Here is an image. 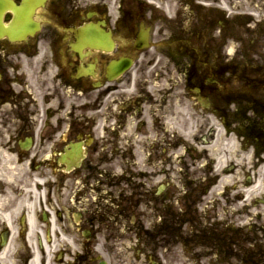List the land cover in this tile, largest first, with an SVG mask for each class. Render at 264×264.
Listing matches in <instances>:
<instances>
[{
	"label": "flooded vegetation",
	"instance_id": "flooded-vegetation-1",
	"mask_svg": "<svg viewBox=\"0 0 264 264\" xmlns=\"http://www.w3.org/2000/svg\"><path fill=\"white\" fill-rule=\"evenodd\" d=\"M0 11V157L46 176L48 198L33 215L59 254L42 264H112L128 239L148 249L161 235L141 207L165 221L164 205L208 201L220 177L182 179L173 165L195 152L176 130L175 105L165 111L161 99L184 89L192 116L197 103L202 117H221L239 99L228 85L264 89V0H0ZM116 63L125 71L109 81ZM22 200H0V254L16 234L28 262ZM252 257L263 262L264 251Z\"/></svg>",
	"mask_w": 264,
	"mask_h": 264
},
{
	"label": "rangeland",
	"instance_id": "rangeland-1",
	"mask_svg": "<svg viewBox=\"0 0 264 264\" xmlns=\"http://www.w3.org/2000/svg\"><path fill=\"white\" fill-rule=\"evenodd\" d=\"M252 189H253V188H252ZM247 190H250V189H244V192L247 191ZM262 192H263V190H259L258 192L253 193V195L251 194L249 197H248V196H247V198L245 197L243 203L240 204V207L243 206V205H244V207L247 206V205H251V204H252V203H251V200L254 199V198H256L257 196H258V197H261V196H262ZM233 195H234V194H233ZM250 209H251V208H250ZM246 213H248V210L244 209L243 226H247V225L250 223L249 216L245 215ZM250 214H251V213H249V215H250ZM246 229H247V227H246ZM247 230H249V229H247ZM246 232H247V231H246ZM197 252H198V251H197ZM197 256H198V255H197ZM197 256H196V257H197ZM195 262L198 263V264H200V263H202V262H205V260L203 261V260H201V259H197ZM195 262H194V263H195Z\"/></svg>",
	"mask_w": 264,
	"mask_h": 264
},
{
	"label": "bare ground",
	"instance_id": "bare-ground-1",
	"mask_svg": "<svg viewBox=\"0 0 264 264\" xmlns=\"http://www.w3.org/2000/svg\"><path fill=\"white\" fill-rule=\"evenodd\" d=\"M32 229H34V228H32ZM9 253H10V248L7 249V250L3 253V260H4V263H5V264H14V262H12V261H7V260H6V257L8 256ZM33 264H39V260H38L37 258L34 259Z\"/></svg>",
	"mask_w": 264,
	"mask_h": 264
}]
</instances>
